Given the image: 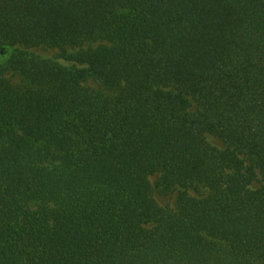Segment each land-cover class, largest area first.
<instances>
[{"label":"trees","instance_id":"trees-1","mask_svg":"<svg viewBox=\"0 0 264 264\" xmlns=\"http://www.w3.org/2000/svg\"><path fill=\"white\" fill-rule=\"evenodd\" d=\"M0 264H264V0H0Z\"/></svg>","mask_w":264,"mask_h":264},{"label":"rangeland","instance_id":"rangeland-1","mask_svg":"<svg viewBox=\"0 0 264 264\" xmlns=\"http://www.w3.org/2000/svg\"><path fill=\"white\" fill-rule=\"evenodd\" d=\"M26 50L30 53H34L36 55H40V56L45 57V58L53 59L55 61H58L59 63H62L66 66H69V67H72L74 65V62H72L68 59V55H69V53H72L73 51H75V49H70L69 53H67V54H65L64 52H62L58 48L49 47V46H38V47L29 48ZM87 84L88 85H94L95 83L93 82L92 79H89ZM210 141L218 147L223 146V144L220 140H218L217 138H214L212 136L210 137ZM153 181L156 182V177H153ZM155 196H156V199L160 205H162L164 207L174 206L175 200L177 197V192L169 193V194H163L157 190L155 193Z\"/></svg>","mask_w":264,"mask_h":264}]
</instances>
